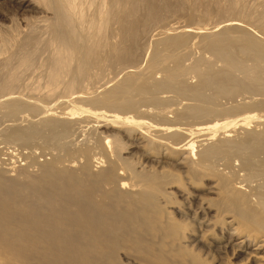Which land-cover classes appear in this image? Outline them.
Returning a JSON list of instances; mask_svg holds the SVG:
<instances>
[{"label":"bare ground","instance_id":"obj_1","mask_svg":"<svg viewBox=\"0 0 264 264\" xmlns=\"http://www.w3.org/2000/svg\"><path fill=\"white\" fill-rule=\"evenodd\" d=\"M36 1H40V4L45 6L38 7L37 2L35 3L34 0H0V8L2 10H11L22 15H26L31 9L36 7L39 16L34 18L38 19L37 23H44L46 25L44 28L50 29L49 31L51 32L49 40L45 35L47 39V41L45 39V42L42 34L39 37L38 35L40 34H34L33 28L29 32L31 34L28 33L30 36L26 34V36H29L27 40L30 39V42L27 41L30 44V51L26 54L25 49H23L25 46L21 47L26 54L23 55L21 50L19 52L18 50L13 51V48L10 50L11 45H13V40L9 38L10 29L8 28L9 33L5 34L2 30L0 38L2 39L3 37V39L0 41L3 47L0 46V53L2 52L0 56L3 55L4 57L0 58V70L2 71L3 69L6 73L4 75L3 73L1 74L3 78L0 75L2 78L0 80V105L8 104L7 113L10 116L13 115V117L19 116L25 110L30 111L32 115H40V119L36 121L31 119L34 122L31 121L27 126L15 125L9 130L7 129L8 131L4 135L10 141L15 140L25 143L38 141L45 145L52 144L58 150L51 160L46 161L44 164L40 163L41 167H38L41 169L39 175H33L26 184L21 181L18 182H21L20 189L22 191H26L32 186L47 193L50 191L45 183L48 182L47 180H52L48 178V176L52 175L51 187L54 190L55 188L58 190L63 189L64 192H59L58 197L65 198L61 203L69 204L65 210H62L63 221L53 216L56 214L54 211L47 215L43 213L36 215L35 211L29 210L30 213L25 222L30 228L33 222L44 216V220L41 222L42 226L55 225L57 227L55 229L61 232L71 227L68 222L72 218L73 226L78 228L76 231L79 235L76 238L80 240V245L65 244L67 241L59 242L58 244L36 242L35 245L39 247L40 252L44 255L42 264H77L81 258L84 264H119V259L124 261L123 264H174L172 262L174 255L172 257V254L176 253H173V251L179 252L181 257L180 262L176 263L175 261V264H264V128L262 132L250 129L242 135L235 136L232 134L234 137H230L231 134H228L232 126L235 127L240 123L248 127L253 119L256 118L258 121L255 122H259L261 119L260 123L263 121L264 124V113L259 116L258 114H248L246 112L248 115L246 114L244 117L242 115V119H237L229 116L251 110L253 108L252 104L251 108L250 104L239 103L236 106L233 103L236 107L232 105V108H230V104H227L230 108L227 110L226 108L219 110L203 106V104L210 105L207 101L214 102L220 96L223 98L222 95L224 97H234L233 99H235V96L240 92L242 94L243 91H250V89H254L257 86L264 90V69L260 72L258 71V75L256 69L252 68L255 65H251L249 69L245 68L246 76L254 78L251 81L248 79L251 82L249 85H245V82H240L235 77L239 72L238 59L236 58L239 52L251 51L250 54L254 52L261 59L262 68H264V42L253 34L249 35L248 31L245 30L248 28L241 26V22L237 19L238 17H234V20L229 19L231 22L227 21L224 23L223 21L221 22L223 24H216L211 28L197 29V35L202 34V36H205L206 45L211 52L213 51L212 54L229 61L227 65L223 66L224 68L221 67L222 70L214 69V63L208 62L204 58L197 60L198 57L192 64L189 63L188 66H184L182 61L185 60V54L169 53V55L161 57L162 61L160 62H158L159 56H157V60L154 58L155 61L153 62L155 64L151 62L152 64H149L150 66L146 69H141L136 63L129 64L130 66H126V63H123L125 68L122 69L121 73L124 76L122 79H117L114 82L115 84L113 83L114 85L99 84L100 81H98L99 86H101L98 89L94 88L95 91L86 90L80 92L76 90L75 83L78 80L81 82L82 78L83 80L86 79L92 71L91 69L88 72L91 65H97L99 61L102 62L101 59H104V56L111 55L112 57L109 59L111 63L122 62L125 59L132 61L134 59L132 58V48H134L133 45L136 42V38L140 36L137 35L136 29L140 23L138 10L142 4L140 2L143 0ZM246 1L245 3H247ZM240 2L239 0H229L228 4L230 3L231 5L228 8L232 11L238 8L237 11L243 13L247 9H242V7L245 8L248 5L245 4L246 6L244 7V3L242 6ZM153 7L155 6L153 5ZM153 10L156 11V9ZM154 12L150 15H154ZM23 17L25 18V16ZM257 21L264 23L263 12ZM113 24H117L116 30L112 27ZM146 24L144 23L143 25ZM222 27L229 30H235L236 28L234 27H242L243 29L240 34H232V31L227 29L219 32L218 30L222 29ZM187 28L185 31H192L190 27ZM166 31L168 32V30ZM162 32L165 31L161 29L159 34ZM180 32L182 31L180 30ZM115 34H118V40L113 39ZM156 34H158V31ZM184 34L176 36H173V34L164 41H162V37L164 38L162 36V42L159 41L163 46L166 44V49H169V47L172 50V47L176 49L178 47L182 48L188 41ZM246 34L251 38L247 36L248 38L245 40ZM40 37L45 42L44 44ZM81 37L84 39V43L81 42L82 44L80 43ZM24 38L26 40V37ZM237 41H240L239 43L241 44L238 48L234 46L235 43H238ZM22 45L21 43L20 46ZM44 46H47V50L49 48L51 52L49 59L46 57L47 60H50L49 67L45 65L48 68L47 73L45 72L46 77L44 79L41 78L42 76L40 77L42 80L40 79L38 82L36 94L29 95L22 91L26 85V81L24 83L25 72L28 74L27 70L32 68L30 66L33 61L35 62V55L42 53L40 48H43V51L46 50ZM25 48L28 49L27 47ZM81 57L83 58L82 62L80 60ZM170 60L171 62L174 61L175 67L173 66L174 63L172 65L171 62L170 64H168L169 62L167 63ZM251 62L254 61L251 60ZM166 63L174 68L168 69L169 67H167ZM241 63L244 64L243 60ZM163 65L168 69L166 74H164L165 68L162 67ZM102 67L98 69H102ZM157 68H160L159 71L164 68V77L162 79L154 77V74L158 71ZM234 70L237 73L231 76V72L234 73ZM72 72L73 74L75 73V76H72ZM225 73L227 74L226 77L223 80H219L225 76ZM93 74L95 75V73ZM191 74L199 77V82L195 85L186 84L184 82L187 79H185L186 81L181 79L184 75L187 77ZM179 78L182 81H179ZM113 80H107V82L109 81L108 84ZM36 81L38 80L34 82L36 83ZM29 82L31 85L34 84L32 83L33 81ZM22 85L23 89L21 88L22 90H20ZM212 89H215V91ZM170 90L182 93V96L183 94H190L192 95L191 98L196 99L195 101L202 100L206 103L203 102L201 106V101H198L200 106H197L199 105L197 102L195 105L194 103L190 105L191 103L187 102L189 105L173 109L170 105L172 97L165 98L168 94L164 95L163 98L156 97L162 91L170 92ZM207 90L216 92L217 95L215 93L216 96L214 94L211 96L212 93L208 91L211 95L207 94ZM32 91L35 90L32 89ZM100 91L101 93L95 94ZM28 92L31 93L29 90ZM59 92L67 93L64 95L66 97H63V100L61 99L62 101L58 100L57 96H63L59 95ZM157 92H159V95ZM139 94L142 97L138 96ZM190 95L185 97L189 98ZM30 98H33L34 101ZM179 99H181V96ZM17 102H20V104H17ZM84 104L108 107L119 112L121 116L124 114V118L126 114H129L127 116L128 119L130 117V121L127 117L128 121L111 120L114 123L111 121L107 122L106 127L111 125L112 127H119V129L124 131L127 138L133 140L134 144L131 145L136 146L139 151L145 152L142 157L146 159V163L150 168L155 167L156 164L162 171L156 170V173L149 171L151 174H148L145 170L143 171L144 168L148 169L147 165H140L138 162L140 167H136L130 161L132 159L129 160L127 156H123L122 151H124L125 145H123L120 135L116 136L117 134H114L115 136L112 137L110 132H108L109 135L105 132L106 135L112 138L103 137L101 139L98 133L101 135L103 131H99V127L91 126L92 130H96V132L94 131L96 135L92 139L94 143L91 145L85 144L75 149L73 148L75 146H70L72 145L71 141H69L71 142L70 145L68 144L69 142L67 144L63 142V138L69 136V134L72 135L71 132L72 129H75L73 128L75 123H78L76 118L86 113ZM140 104L145 105L147 108H142L144 110H141ZM260 104L263 108L264 103ZM260 104L259 106L261 107ZM57 106H60L61 111H59L61 113L57 112ZM62 106L64 110H62ZM168 106H171V108ZM97 114L100 115L99 113ZM91 116L92 118L97 117L95 115ZM133 116L136 119L132 120ZM215 116L216 118L217 116L223 117H220L222 120H219V117L214 120L213 117ZM227 116L230 119H227ZM262 116L263 118H261ZM224 117H226L225 120L223 119ZM142 118L144 121H140ZM95 122L97 121L95 120ZM141 123L144 125H141ZM94 125L96 126V123ZM226 127H230V129ZM233 129L235 128H232V132H234ZM220 130H224L223 136H221ZM90 137L92 138V136ZM149 145L155 150L165 145L166 154L158 152V155L161 153L162 156L166 157L165 164L162 165L160 162L154 161L152 156L155 154L152 155L151 149L149 151ZM162 149L164 150V148ZM101 152L116 157L110 164L109 173H106L105 176L102 172L96 174L91 172L94 170L93 167L100 168L103 165L104 161L102 158L97 161H94L93 158H96V155L101 154ZM167 154L174 156L175 159H170ZM78 155L85 159L84 164L80 165L82 169L71 170L69 167H65L66 165L64 164L68 160L73 161ZM167 159L171 161L167 162ZM94 162L96 164H93ZM68 163L70 164V162ZM119 170L126 173L127 177H120L118 175ZM67 179H70L69 186L66 183ZM115 184L119 187L117 193L94 194L92 192L93 188L102 191V188L106 185ZM11 189V184L3 185L0 187V194L5 196V193H9ZM176 196L180 197L181 200L179 198L178 200ZM42 197H46L45 194L41 196V200L43 202L48 200H44ZM2 199L0 197V200ZM56 200L57 195H54L51 204L46 202L43 206L52 207ZM27 206L32 208L31 202ZM117 225L120 227L125 226V228H116ZM9 229H13L16 235L21 232L19 231L21 229L19 224L11 226ZM35 236L36 232H30L31 239H35ZM49 239L54 242L56 238L49 234ZM165 246L168 248H165ZM143 250H146L147 255ZM167 252H171L172 260H170V255Z\"/></svg>","mask_w":264,"mask_h":264},{"label":"rangeland","instance_id":"obj_2","mask_svg":"<svg viewBox=\"0 0 264 264\" xmlns=\"http://www.w3.org/2000/svg\"><path fill=\"white\" fill-rule=\"evenodd\" d=\"M151 1H152V3H151ZM227 1L229 2V0H218V1L217 0H213V1L212 0H154V1L153 0H143L142 2H140L142 4L140 5L139 10H138V12H139V15L138 16H139V20H140V23L141 24L139 23V26L137 25L138 28L136 27L137 28L136 30H137V33H138L137 35H140V36H139V38H136V42L133 45L134 48H132V50H133L132 51L133 52L132 53V58H134L133 59L134 61L133 60L131 61L129 59H125L122 62H116V63L114 62V63H111V62H109V59H111L112 56L111 55L104 56V59H101L102 62L99 61L97 65H91L92 68L90 67L88 72H90L91 69H92L93 72L91 71L88 74V77L86 79L83 80V78H82L80 80L81 82H79V80H78L76 82L77 84L75 83L76 90H78L80 92L86 91V90H91L93 92V91H95L96 88L98 89L101 86V85L99 86V84H103V83L112 86V85L115 84L114 82H116L117 79H119V78L122 79L123 78L124 75H123V73H121V71H122L123 68H125V66L123 67V65L125 63H126L125 64L126 66H130L133 63L134 64L136 63L137 65L140 66L141 69H146V68H148L150 66L149 64H152V63L155 64V62H153V61H155L154 58H156V60L159 58L158 62H160V61H162L160 58L161 57L163 58L165 55L166 56L169 55V53H171V54L172 53H174V54L176 53V54H179V55H180V53L185 54L184 55V59L185 60L184 59H183L184 61L181 60L182 61V64L184 66H188L189 63L192 64L193 62L196 61V57H198L197 60L199 58L200 59L201 58H204V59L208 60V62H213L214 63V64L212 63L215 66V67L213 66L214 69H216V70H218V69L222 70L221 67L224 68L223 66L227 65L229 63V61L221 59V57H219L216 54H212L213 51L211 52L210 49L206 45L207 40L204 39L205 36H202V34H198L197 35V31H198L197 29L198 28H204V29H206L205 27L211 28V27L215 26L216 24H223V23H221L223 21H224V23L227 22V21L228 22H231L230 20H234L235 19L234 17H236V18L238 17L237 19L241 22V26L243 25V26H246L248 29H252L253 30L252 31V30L245 29L246 31H248L247 33L249 35L250 34H253L255 37L259 38L260 40H262L264 42V23H261V22H258L257 21L258 20V17L260 16V14L262 12L264 13V0H247V1L246 0H244V1L242 0V2H240V0H239V2L241 3V4L239 3L240 5H242L244 3V7L246 5H248L247 7L249 8V9L247 7L243 8L242 7L243 5H242L241 6L242 9H247L243 13H240L239 11H237L238 8L235 11L230 10L228 8V6H230L231 4L230 3L228 4ZM245 1L247 3H245ZM34 2L36 3L37 1L34 0ZM36 4L38 5V7H41L43 5V4L42 5L40 4V1L37 2ZM149 4H151V5H149ZM144 5L146 6L145 8H144ZM153 5L155 7H153ZM43 6H45V5H43ZM152 7H153V9H156V11L153 10ZM151 10H153V11H151ZM153 12H154V15L152 14V16H153L152 17L150 14L153 13ZM156 14H158L159 16L156 15ZM13 15H14V17H13ZM155 15H156V17H155ZM23 16H25V18ZM31 16H32V18H31ZM38 16H39L38 15V9H36V7L33 8V9H31V11H29V13H27L26 15H22L20 13L19 14L18 13H14L11 10H2L0 8V31H1L0 32V37L2 36V30H3V32L5 34V33H9V29H10V33H11V34H9L10 36L8 34H6V35L9 36V38H11V40H13L14 42L18 38L20 39V40L18 39L15 43L12 41V44L13 45L15 44L14 46H16V47H14L13 45H11L10 50H12L11 48H13V51L14 50L15 51L18 50V52H19L21 50V53H23V55L25 53L27 54L28 51H30L29 50L30 49V44L28 43V42H30V39L27 40V38H29V36H30L29 34H31L29 32H31V30L33 28H34V30H33L34 31V34H37V35L40 34V35H38V37L41 36V34H42V37H43V40L44 41L46 39V36H47V39L50 37L49 36L50 33H51L49 31L50 29L44 28V26H46V25H44V23H37V20L38 19H35L34 18V17L37 18ZM16 18H18V19L16 20ZM151 18H153L155 21L153 19H151ZM11 19H13V20H11ZM25 19H27V20L24 21ZM31 20H32L33 23L31 22ZM23 23H25V24H23ZM144 23L145 24L147 23V24L146 25H143ZM226 24H228V23H226ZM28 25H32V26H28ZM116 25L115 24L112 25V27L115 30L117 28ZM5 27H6V29H5ZM144 27H145V30H144ZM187 27L188 28L190 27L193 32L191 30H190V32L185 31V29ZM234 28H236V29L235 30L234 29L232 30L231 28H230L231 30H229L227 28H225V29H227L228 31H232L231 32L232 34H240L241 31H242V29H243L242 27L241 28L240 27H234ZM15 29H16L17 32L15 31ZM161 29L163 31H165V32H162V33L159 34V32H161ZM223 29L224 28L222 27V29H219L218 31L219 32L220 31H224L225 29L224 30ZM6 30H7V32H6ZM166 30H168V32ZM180 30L182 32H180ZM138 31H140V32H138ZM149 31H151V32H149ZM153 31H154V33H153ZM157 31H158V34H156ZM194 31H196V32H194ZM113 32H115V31H113ZM152 33H153V35H152ZM26 34H28L29 36H26ZM168 34H170V35H168ZM180 34H182V35L184 34V36L188 39L187 43L184 44V47H182V48L180 47L179 48L177 46L179 48V49L177 48L178 50L176 48L172 47L173 48V50H172L171 47H169V49H166L167 48L166 44H164L165 46L161 45L162 44L161 42L164 41V40H166L168 37H171L172 35L173 36H176V35H180ZM153 36L155 37L154 39H153ZM162 36H164V38ZM247 36L248 35L246 34L245 40H247V38L250 37V36H248V37ZM24 37H26V40H25ZM68 37H69V35H68ZM113 37H114L113 38L114 40L115 39L118 40V34L113 35ZM161 37H162V41H161ZM2 39H3V37H2ZM2 39L0 38V40H2ZM40 39H41V37H40ZM47 39H46V41H47ZM43 40L41 39V41L44 44L46 41L44 42ZM83 40L84 39L81 37L80 43L81 42L84 43ZM245 40L243 39L244 42H245ZM18 41H20V42H18ZM158 41L160 42V46H159V42ZM237 42L238 43H235L234 46L235 47L237 46V48H238V47H240L241 44L239 43L240 41H237ZM21 43L23 44L22 46H20ZM0 46L3 47L1 41H0ZM24 46L27 47L28 49H26ZM21 47H24L23 49H25V53H24V50H22ZM44 47L46 48L45 51L42 50L43 48L42 49L40 48V50L42 51L43 54L42 53H39L38 55L37 54L35 55L34 60H35L36 63L33 61L32 65L30 66L32 68H29L30 70H27L28 71V74H27V72H25L26 75H25V78H24L25 79L24 80V83L26 81V83H25L26 85L23 84V83L22 84L25 85L26 87L24 86V90H22L23 89L22 88L23 85L20 87V90H22L24 93H27L29 95L36 94V89H37L36 87L39 84L38 82L40 81L41 78L44 79L46 77V73H47V69L48 68H46L45 65L47 67H49V61L50 60H47V59H49L48 57L50 56L49 54L51 52H50L49 48L47 50V46H44ZM157 50L159 51V54H158V51ZM38 52H40V51H38ZM156 52H157L158 55L156 54ZM250 53H251V51L239 52V54H237L238 57H236L238 59V65L239 66L238 65L237 66L239 67V69H238L239 72L238 73L236 72L237 69H235L236 71L234 70L235 71L234 73L231 72L232 73L231 76H234L237 73L235 75V77H237L240 80V82L241 81L243 83L245 82L244 83L245 85L246 84L247 85L251 84L250 81L252 79L254 80L253 77L252 78L251 77L249 78V77L246 76V74L244 72L246 67L249 69L251 67V65H255V66H252V68H255L256 69V72L258 73V75H259V72L262 71V69H264V68H262L263 65L261 64V61H260L261 59H259L258 55L257 54H254V52H252V54H250ZM1 54H2V52L0 53V55ZM186 54L187 55L190 54V55L187 56ZM157 56H159V57L157 58ZM181 56L183 57V55H181ZM3 57H4L3 55L0 56V58H3ZM46 57H47V59H46ZM256 57H258V58L256 59ZM254 58H255L256 61L254 60ZM190 59H193V60H190ZM80 60L82 62L83 61V58L81 57ZM215 60H217V61H215ZM242 60H243L244 64L241 63ZM251 60L254 61V62H251ZM170 62H171V60L170 61H167L168 64H170ZM247 62H249V63H247ZM255 62H256V64H255ZM173 63H174V61L171 62V65ZM258 63H260V64L258 65ZM102 65L105 66L104 69H103L104 66L102 67ZM33 66H34V68H33ZM94 66H96V67H94ZM173 66L175 67V63H174ZM99 67H102L103 70L102 69H98ZM162 67L165 68L164 65ZM167 67H169L168 69L174 68V67H172L170 65H168ZM164 68H161V69L164 70ZM260 68H261V70H260ZM159 69H158V71L155 70V71H157L156 72L157 75H156V73L154 74V77L156 79H162V77H164V74H166V71L168 70V69L165 68V70H164L165 73H164L163 70L159 71ZM94 70H95V72H94ZM2 71L0 70V75L2 73H3V75H4V73H6V71H4L3 69H2ZM93 73H95V75ZM92 74H93V76L90 77ZM3 75H1L2 78H3ZM106 75H107V77H106ZM222 75H223V73H222ZM226 75L227 74L225 73V76H223L222 78L220 77L221 79H219V80H223V78H225ZM255 75L257 76V74H255ZM32 76L35 77V78H33ZM72 76H75V73L73 74V72H72ZM184 76L183 77L181 76L182 78L181 77L180 78L183 81H186L185 79H187V81L184 82L186 84L195 85V84H197L199 82V77L196 76V75H194V74H191V75H189L187 77H186V75H184ZM38 77H39V79H38ZM115 77H117V78H115ZM2 78L0 77V80ZM180 78H179V81H182ZM110 79L111 80L114 79V80L111 81V83L108 84V82L110 81ZM241 79H243L245 81H243ZM28 80L31 81V82L33 81L32 83H34V84L31 85ZM35 80H38V81H36V83H35L34 82ZM107 80H109V81L107 82ZM98 81H100L99 84H98ZM83 83L85 84L84 87H83V85H84ZM27 88H28V90L31 93L28 92ZM32 89L35 90V91H32ZM257 89H258V91H257ZM212 90L215 91V89H212ZM208 91L210 93H212V95L209 94ZM213 91L207 90V94H209L211 96H213V94H214V96H216L217 93L216 92H213ZM65 93L64 92H59V95H63V96L62 97L61 96H57L58 97V100H61L63 97L65 98L66 97V96H64ZM99 93H101V91L98 92V93H95V94H99ZM158 93L159 92H157V94ZM171 93H173V94H171ZM215 93H216V95H215ZM243 93L241 94V92H240L239 94H237L235 96V99H233L234 97L231 98L229 96H225L224 97V95H222L223 98L220 96V98L218 99L219 101L216 98L214 100V102H216L218 104V106H217L216 103L211 102V101H207V103L210 104V105H207V104L204 105L203 102L206 103L205 101H202V100H200L201 102L199 100L195 101L196 99H193V97L191 98L192 95H190V94H189L190 97L189 98H186L185 96L188 97L189 95H184L183 94V96H182L181 95L182 93H179V92L177 93L176 91L173 92L171 90H170V92L169 91H166V92H163L162 91L161 93H159L160 95H163V96H160L159 94H158L159 96H156L155 94H153V95H155L156 97H162L163 98L164 95L168 94L169 96L166 95L165 98H169V97L171 98L172 97L171 98V101H170V105L172 106L173 109L182 108L185 105H189L190 103H191L190 105H192V103H194V105H195L196 102L197 103L200 102L201 103V106L203 104V106H206V107H209V108H217L219 110H223V109L226 108V110H227V109L232 108L233 103L236 106L240 103V104H244V105H246V104L249 105L250 104L249 105L250 108H251V104H252V107H253L251 109L252 111L248 108L249 106L247 105V108L249 110H246L245 113L244 112L243 113L240 112V114L230 115L229 117H231V118H237V119H242V115L244 117L247 114L246 112H248V114H258L259 116L263 115V113H264V107L262 108V105L260 103H264V98H263L264 97V90H262L261 87H258L257 86V87H254V89H250V91L249 90L248 91H243ZM179 94L181 96V99H179L180 98ZM35 96H37V95H35ZM136 96H135V98H137L138 96H141V95L139 94L137 97ZM37 97H40V96H37ZM141 97H139V98H141ZM30 99H32L34 101L33 98H30ZM256 101H258V102H256ZM187 102L188 103L190 102V103L188 104ZM144 103H146V102H144ZM200 103L197 106H200ZM256 103L258 104L257 106H256ZM14 104H16V102H14ZM17 104H20V102H17ZM227 104L228 105L230 104L229 105L230 108H229V106ZM259 104L261 105V107L259 106ZM219 105L222 106V107H220ZM223 105H224V107H223ZM171 106H168V107L171 108ZM236 106H234V107H236ZM59 107L60 106H57L56 107L57 108L56 110H57L58 113H61L60 112L61 111V108H59ZM84 107L86 108L85 112L87 114L86 113H83V115L81 114V115H79L76 118L77 119L76 122H78V123H75V126L73 127L75 129H72V132H71L72 135L69 134V136L63 138V140H62L63 142H65L67 144V142L71 141L72 142V145H70L71 142H69L68 144L71 147L75 146V147H73L75 149L78 148V146L80 147L81 145H85V144L86 145H91L92 143H94V140H92V139L96 135L95 134L96 130H92V127L91 126L97 127V128L99 127L98 130L99 131H103V133L101 135H100V133H98L99 136L101 137V139L103 137H107V138H110L111 139L112 137L115 136L114 134H117L116 136H119L120 135L119 137L121 138V141L123 142V145H125L124 146L125 147L124 148V151H122L123 156H125V157L127 156V158L129 160L132 159L130 161H132V163H134V165L136 167H140L141 164H146L148 169H145L144 168L143 171L145 170L148 174L150 172H152V173L155 172L156 173L157 172L156 170L162 171L159 167H157L158 165H156V164H155V167L150 168V166L146 163L147 162L146 159H143V157H142V155L145 152L142 151V150L139 151L136 146L131 145V144H134L133 143V140L127 138L125 136V134H124V131H122L121 129H119V127H117V126H113L112 127V125L109 126V127H106V123L107 122H110L111 120L126 121L128 119V116L127 115H129V114H126V117H127V119H126V117L124 118V116H125L124 114L122 115L123 116L122 117L119 112H117L115 110H112V109H109L108 107H105V106L96 107V106H93L92 104L91 105L84 104ZM8 108H9V105L8 104L7 105H4V104H1L0 105V187L3 186V185L11 184V188H12L9 193H5L6 195L4 194L5 196H3L2 194H0V197L3 198L2 200H0V264H42L44 255L40 252L39 247H37L35 245V243L36 242H40V243L51 242V243H57L58 244L59 242L67 241L65 244H76V245H80V240L76 238V236L79 235V233L76 231L78 228L76 226H73V224H72V220L73 219L71 218L69 220V222L67 220V222L69 224H71V227L69 229H65V230H62L61 232H59V231H57L55 229V228H57L55 225H50L49 227L42 226L41 225V222L44 220L43 219L44 216H42L38 221L33 222L32 225H30V228L27 226L25 220L29 216V213H30L29 210L35 211L34 213H36V215H41L42 213L47 215L49 213L51 214V212L54 211V212H56V214H54L53 216L55 218H57L58 220L63 221L64 215L62 216V210H65L69 204L61 203L65 198L64 197H61V198L58 197V193L59 192H64L63 189L62 190H58L57 188H55V190H54L51 187L52 184L50 182L53 181V176L52 175L48 176V178H50L52 180H50V181L47 180L48 182L45 183L47 185L48 190L50 192L44 193L42 190L35 189L32 186L27 189L28 191L27 190L26 191H22V189H20V183L23 182V183L26 184L29 181V178L31 179L33 177V175H36V174L39 175V172H40L41 169L38 168V167H41L40 166V163L41 164L42 163L44 164L46 161L51 160L52 157H54V155L58 152V150L55 149V147H53L54 145H52V144H46L45 145V144H41V142H38V141L37 142H33V143H25V142L15 141V140L10 141L9 139H7L6 138V135H4V134H6V132L11 127H13L15 125H22V126H25L26 125L27 126L29 123H31L32 120L35 119L34 121H36L37 119H40V115L35 116L33 114L34 115L33 116L31 114V112L29 111L30 112L29 113L27 110H25L22 113H20L19 116H17V117H13V115L10 116V115H8L9 113H7ZM142 108H147V107L145 105H141V110H144ZM62 110H64L63 109V106H62ZM90 111H92V112H90ZM97 113H99L101 116L102 115L103 116L101 117ZM91 115L97 116L96 117L97 119L96 118H92ZM130 115H131V113H130ZM82 116H84V117H82ZM95 116H93V117H95ZM120 117H122V118H120ZM218 117L219 116H217V118ZM220 117L222 118L223 116H220ZM220 117H219V120H222ZM229 117L227 116V119H230ZM213 118H214V120L217 119L216 116L213 117ZM225 118L226 117H224L223 119L225 120ZM261 118H263V116ZM93 119H95L97 122L98 121L99 122L101 121L100 122L101 124L99 122L98 123L95 122V120H93ZM133 119H136V118L134 117V118H132V120ZM256 119H253V121L251 122V124L248 126L249 128L246 127V126H243L240 123H239V125H237L235 127L232 126L231 127V130H232V128H235V129H233L234 132H232L230 130V131H228L229 132L228 134L229 135L231 134L230 137H234V135L235 136L242 135V134L245 133V131H248L250 129L251 130H254V131H255V129H256V131L260 130L262 132L263 131V128H264L263 121H262V123H260V120H261L260 119L259 122H255V121H258V119L257 120ZM128 120L129 121L131 120L130 117H129ZM190 120L193 121L191 118H190ZM34 121H32V122H34ZM140 121H144V119L142 118V119H140ZM94 122L96 123V126L94 125L95 124ZM102 122H104V123L102 124ZM111 122H113V121H111ZM131 123H133V122H131ZM98 124H100V125H98ZM104 124H105V126H104ZM141 125H144V124L141 123ZM111 128H112V130L114 132L111 130ZM226 128H229L230 129V127H226ZM85 129H87V131H85ZM103 129H105V130H103ZM73 130L75 131L74 133H73ZM220 131H221L220 134L222 133L221 136H223L224 130H220ZM105 132L107 134H108V132H110V135L112 137L108 136L109 134L106 135ZM232 134H234V135H232ZM90 136H92V138ZM66 138H67V140H66ZM87 138H89L88 141L89 140H92L93 142L92 141H89L88 142L87 141ZM131 140H132V142H131ZM160 147H161V148H159L160 150L159 149H156L155 150V149H152L150 147V145H149V148L148 149H149V151L151 149L152 155H154V154L155 155L156 154L158 155L159 154L158 152H161L162 154L163 153L166 154V150H165L166 147H165V145L160 146ZM127 148H128V151H127ZM162 148H164V150ZM135 150L137 151V153H136ZM107 152L110 153L109 151H107ZM161 153L158 156L157 155L156 156L155 155L152 156V158H154V161L160 162L163 165V164L166 163V157L162 156ZM132 155H134V156H132ZM167 155L169 156L170 159H175L174 156L172 157L169 154H167ZM96 156H97L96 158L93 157L94 158V161H97L98 159L101 160V158H102V160L104 162H103V165L100 168L93 167V165H92V167H93V169L95 171L92 170L91 172L93 174L102 172V174L105 176L106 173H109L110 164H111V162H113L116 159V157L113 156V155H109V154L107 155V153H102V152H101V154H97ZM135 159H136V161H135ZM170 159H167V162L168 161H171ZM68 162H70V164ZM68 162H66L64 164V165H66L65 167H67V168L69 167L71 170H79V169H82L80 167V165L84 164L85 159L81 155H78V156H76L73 159V161L68 160ZM93 164H96V163L94 162ZM156 168H159V169H156ZM30 175H31V177H30ZM118 175L120 177H122V178H126L127 177V174L124 173L122 170H119L118 171ZM109 180H110V182H112L111 179H109ZM18 181H21V182L19 183ZM66 183L69 186L70 179H67V182ZM126 189L128 190V188H126ZM118 191H119V187L117 186V184L110 185V186L106 185L105 187L102 188V191L101 190H98L96 188H93L92 189V192L94 194H102V193H105V192L117 193ZM43 194H45L46 197H42V198L44 200H47L48 199L46 202H48L49 204H51V200H52L53 196L54 195H57L56 203L52 207H48V208L47 207H44L43 204H45L46 202H43L41 200V196ZM176 198L177 199L179 198L181 200L180 197H177L176 196ZM29 202H31L32 208H29L27 206V204H29ZM38 206H40L41 208L38 207ZM18 224L21 226V229H19V231H21V232L18 235H16L13 232V229H9V228L11 226H16ZM33 225H35V227H33ZM116 228L124 229L125 226H121L120 227V226L117 225ZM30 232L31 233L32 232L33 233L36 232L35 239H31ZM49 234H52L53 237L56 238L54 240V242H52L49 239ZM73 240H75V241H73ZM166 242H167V240H166ZM165 248H168V247L165 246ZM169 250H170V248H169ZM143 251L146 252V250H143ZM144 253H142V254H144ZM173 253H176V254H172V257L174 255V259L172 260L171 252L170 253L167 252V254L170 255V258H171L170 260H172V262L174 264H175V261H176V263L180 262L179 260L181 259V257L179 255V252L173 251ZM146 255H147V252H146ZM175 256H176V258H175ZM120 261H121V263H120ZM123 263H124V261L122 259H119V264H123ZM77 264H84V261L82 260V258L80 259V261Z\"/></svg>","mask_w":264,"mask_h":264}]
</instances>
